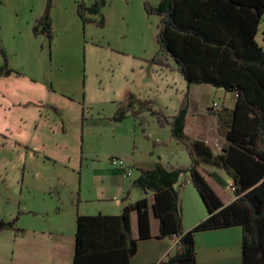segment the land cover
<instances>
[{"label": "trees", "instance_id": "16d2710c", "mask_svg": "<svg viewBox=\"0 0 264 264\" xmlns=\"http://www.w3.org/2000/svg\"><path fill=\"white\" fill-rule=\"evenodd\" d=\"M52 3L47 0L43 15L32 26L34 35H44L49 44ZM104 5L106 0H95L86 7L80 0L76 13L83 25L103 28ZM144 9L158 18L159 49L149 63L177 71L187 87L208 84L233 95L236 103L223 134L228 145L213 154L205 142L185 134L188 93L176 115L169 117L152 102L128 94L117 105L112 122L131 116L142 125L139 115L148 113L185 147L190 164L137 168L131 187L150 193V199L140 198L115 216H77L72 264H129L137 241L151 237V212L159 223L155 237L177 239L174 254L160 264H195V233L233 226L242 230V264H264V50L256 43L259 25L264 23V0H160L155 7L146 3ZM96 15L98 19L92 17ZM13 73L0 41V77ZM201 164L218 168L230 178L235 197L228 205L222 204L198 171ZM182 178L189 179L207 211L206 219L189 231L183 229ZM132 213L137 217V238L131 233ZM17 221L18 217L0 219V235L8 230L23 232L16 228Z\"/></svg>", "mask_w": 264, "mask_h": 264}, {"label": "rangeland", "instance_id": "374dc122", "mask_svg": "<svg viewBox=\"0 0 264 264\" xmlns=\"http://www.w3.org/2000/svg\"><path fill=\"white\" fill-rule=\"evenodd\" d=\"M159 1L145 0L142 4L139 0H107L103 6L107 28L93 24L91 33L82 28L80 47L78 34L70 47L63 44L60 36L54 46H47L50 60L65 63L61 71L47 75L44 82L48 97L42 92L41 83L27 89L18 84L24 97H43L42 120L29 129L17 125L16 116L19 118L22 113L11 112L9 119L0 120V128L12 134L6 133L9 139L5 141L0 132V219L9 221L18 217L17 229L32 228L41 214L51 216V208L54 211L63 205L68 209L80 194L92 197L102 192L97 176L105 173L111 160L126 165L132 160L159 156L171 148L165 145V140L171 138L169 128L163 130L150 115L148 123L142 125L131 116L120 123L111 120L128 92L152 93L160 85L144 63H149L159 49L155 39L158 18L147 15L144 6L147 3L155 7ZM120 12L123 16L118 24ZM14 17L11 14L3 21L5 33L7 22L17 21ZM58 19L68 20L72 25L73 18L69 15L57 16ZM0 41L2 45L5 40ZM262 41L263 37H259L258 42L264 46ZM7 47L15 48L8 41ZM5 55L10 69H14L10 64H20L18 55H10L11 61L6 52ZM24 69L29 70L28 66ZM159 92L164 101L174 100ZM153 105L160 109L156 101ZM30 110L23 115L28 117ZM32 129L35 131L31 137L28 131L32 134ZM15 142L23 147L15 146ZM174 144L185 148L176 141ZM184 156L187 160L186 150Z\"/></svg>", "mask_w": 264, "mask_h": 264}, {"label": "crops", "instance_id": "0c3cea01", "mask_svg": "<svg viewBox=\"0 0 264 264\" xmlns=\"http://www.w3.org/2000/svg\"><path fill=\"white\" fill-rule=\"evenodd\" d=\"M79 1L53 0L51 22L54 34L52 42L48 44L44 35H34L32 31L34 22L41 18L44 13L47 0H0V40L1 38L5 40L2 45L8 57L10 55H18L20 59L19 65L10 64L14 68L12 70L16 73L8 77H0V120L6 121L9 119L11 112H18V114L22 113L19 118L16 116L18 127L29 129L32 125H39L42 120L43 102L41 100L43 97L34 99L32 97H24L19 92L18 84L22 88L27 89L36 88L41 83L42 86L40 88L45 96L48 97L44 81L47 80V75L51 71H61L65 63L63 60L54 62V58L50 60L47 46L51 44L54 46L57 37L60 36L63 44L70 47L78 34L76 40L80 47L83 43V38L81 37L82 28L85 27L87 33L88 31L92 32L91 26L93 24L83 25L76 13V4ZM94 1L83 0L86 7H89ZM139 1L143 4L145 0ZM104 8L101 9L102 16L103 14L106 15ZM141 11H138L139 15H142ZM14 13L16 16L17 14H22V16L14 17ZM11 14L17 21L7 22V33H5L3 21L7 20L6 18L9 19ZM68 15L73 18V26L68 20H62L61 22L59 19L56 20L57 16L64 18ZM121 16H123L122 12L117 15L116 22L118 24ZM92 17L95 19L99 18L97 15ZM103 17L105 19L104 28H107L108 19L106 16ZM1 34H3L2 37ZM259 37H263L262 42L264 43V23L259 25L256 35V43L264 50V46L258 42ZM7 41L12 43L15 48H8ZM106 45L109 46L108 43ZM110 46L114 45L111 44ZM136 55L140 54L136 53ZM11 59L12 57H10V61ZM144 63L146 70H149L158 79L160 85L152 93L149 90L142 95L128 92L126 99L128 94H132L140 101L144 100L152 103L156 101V104L160 106V110L169 117L176 115L185 93H188L190 101L187 117H185V134L191 140L205 142L213 154L222 152L228 145L223 134L230 121L234 103H236L233 95L225 93L223 89L210 87L208 84L187 87V83L177 71L159 65H150L146 61ZM25 66H28V71L24 69ZM158 89L168 98L173 97L174 100L164 101ZM126 99L122 102L124 103ZM213 102L218 104V108H212ZM28 109H31V114L26 117L23 114ZM148 115V113L143 112L139 117L144 123H148ZM34 131L32 129V134L28 131L29 136L32 137ZM0 132H2V139L5 141L9 139L6 133L12 136L3 127L0 128ZM156 141L158 142V139ZM174 141L170 137L165 140V145H170L171 148H166L164 153H160L159 156H150V159L144 161L132 160L129 164L126 163L125 166L132 170L131 177H126L124 167H118L113 164L117 159L111 160L105 173L97 176V179H100L102 192L92 197H82L80 194L75 204L68 209L63 208V205L56 207L54 211L51 208V216L49 218L43 217L41 214V219L35 222L32 228L24 227L21 229L23 232L15 233L12 230L3 232L0 235V264H72L77 216H115L128 204L134 203L140 198L150 199V193L143 194L139 189L131 187L132 180L138 176L137 168H150L155 163L173 168L187 167L190 164L188 154L186 156L187 160H185V148L183 150L181 147L176 146ZM14 145L23 147L18 142H15ZM198 171L218 195L223 205H228L232 202L235 196L230 188L231 180L223 171L218 168L205 166V164L199 165ZM188 180V178L180 180L183 181L180 189L183 229L187 231L204 221L207 217V211L199 199L198 193ZM226 191L228 194L225 193ZM124 198L126 201H124ZM149 205H151L150 200ZM130 220L132 236L137 238L136 213L130 215ZM158 226L159 223L151 212V237L137 241L136 252L130 258L129 264H160L167 257L174 254L177 239L168 237L157 239L155 234H157ZM194 241L195 264H242L241 227L233 226L204 232L199 231L195 233Z\"/></svg>", "mask_w": 264, "mask_h": 264}, {"label": "built area", "instance_id": "2783aa9c", "mask_svg": "<svg viewBox=\"0 0 264 264\" xmlns=\"http://www.w3.org/2000/svg\"><path fill=\"white\" fill-rule=\"evenodd\" d=\"M212 108L216 109L218 108V104L213 102L212 103ZM113 164H115L118 167H124L125 173H126V177H131L132 174V170L127 168L125 165L122 164V161H115L113 162ZM231 190H233V187L230 185Z\"/></svg>", "mask_w": 264, "mask_h": 264}]
</instances>
